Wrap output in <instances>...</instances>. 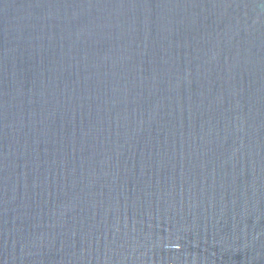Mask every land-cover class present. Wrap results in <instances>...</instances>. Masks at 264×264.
Returning a JSON list of instances; mask_svg holds the SVG:
<instances>
[{
  "label": "water",
  "instance_id": "95a60500",
  "mask_svg": "<svg viewBox=\"0 0 264 264\" xmlns=\"http://www.w3.org/2000/svg\"><path fill=\"white\" fill-rule=\"evenodd\" d=\"M0 264H264V0H0Z\"/></svg>",
  "mask_w": 264,
  "mask_h": 264
}]
</instances>
